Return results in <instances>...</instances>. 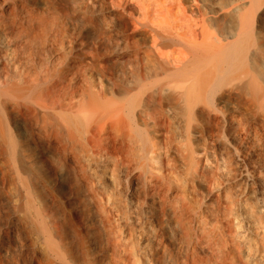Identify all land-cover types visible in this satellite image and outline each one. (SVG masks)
Here are the masks:
<instances>
[{"label":"bare ground","instance_id":"bare-ground-1","mask_svg":"<svg viewBox=\"0 0 264 264\" xmlns=\"http://www.w3.org/2000/svg\"><path fill=\"white\" fill-rule=\"evenodd\" d=\"M0 264H264V0H0Z\"/></svg>","mask_w":264,"mask_h":264}]
</instances>
